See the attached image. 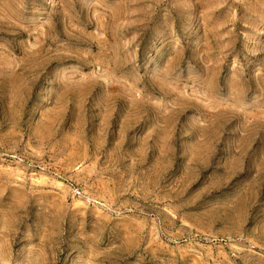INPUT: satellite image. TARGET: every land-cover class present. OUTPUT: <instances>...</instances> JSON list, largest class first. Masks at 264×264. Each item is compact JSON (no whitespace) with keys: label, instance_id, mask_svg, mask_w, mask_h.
Segmentation results:
<instances>
[{"label":"rangeland","instance_id":"1","mask_svg":"<svg viewBox=\"0 0 264 264\" xmlns=\"http://www.w3.org/2000/svg\"><path fill=\"white\" fill-rule=\"evenodd\" d=\"M0 264H264V0H0Z\"/></svg>","mask_w":264,"mask_h":264}]
</instances>
